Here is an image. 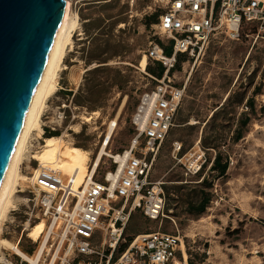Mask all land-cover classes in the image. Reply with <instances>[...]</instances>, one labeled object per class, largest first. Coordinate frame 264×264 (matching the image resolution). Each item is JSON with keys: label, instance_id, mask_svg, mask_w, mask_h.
Instances as JSON below:
<instances>
[{"label": "rangeland", "instance_id": "obj_1", "mask_svg": "<svg viewBox=\"0 0 264 264\" xmlns=\"http://www.w3.org/2000/svg\"><path fill=\"white\" fill-rule=\"evenodd\" d=\"M168 6L169 0H71L73 20L79 25L72 33L73 45L67 46L57 93L44 108L42 128L46 133L66 134L70 146L88 151L92 161L109 137L107 154L95 174L97 181H104L117 168L112 156L129 149L135 139L132 117L141 95L156 85L147 71L150 63L156 66L148 58L152 43L159 38L169 45L168 39L155 35L157 24L147 27V22L153 21L154 14L165 13ZM95 58L107 59L106 67L90 73L101 66L98 62L90 64ZM172 79L178 86L186 85V96L151 173L152 182L163 183L165 217L151 221L138 211L126 235L159 231L181 236L175 264H188L189 253L195 255L193 259L199 255L197 261L206 254L203 264H264V30L258 32L248 26L239 41L219 36L205 54L183 63ZM249 100L254 102L253 110L247 106ZM61 113H65L63 120ZM245 113L250 114L251 122L242 129ZM240 130L244 138L235 142ZM37 135L33 132L29 143L40 139ZM29 143L21 174L30 180L17 185L3 224L0 264H30L2 240L32 258L38 256L46 241L39 263L68 264L78 257L68 248L65 228L51 227V221L29 201V185L40 166ZM176 143L182 145L179 155ZM214 145L219 146L217 150ZM199 146L207 166L200 177L189 176L179 160ZM218 152L230 161L225 177L211 170ZM188 159L182 160L186 166L191 164ZM62 175L70 178L65 172ZM201 191L211 195V202L205 213L191 212L192 204L200 203ZM43 220L46 232L35 242L28 236L29 230ZM118 255L117 251L113 260ZM91 259L97 261L99 257Z\"/></svg>", "mask_w": 264, "mask_h": 264}, {"label": "built area", "instance_id": "obj_2", "mask_svg": "<svg viewBox=\"0 0 264 264\" xmlns=\"http://www.w3.org/2000/svg\"><path fill=\"white\" fill-rule=\"evenodd\" d=\"M160 19L155 35L173 43L174 53L168 56L158 43H152L148 58L161 63L166 72L162 79L153 77L156 85L140 97L132 117L135 139L129 149L117 155L128 154L122 172L119 173L121 163L112 156L117 168L104 181L94 177V181L76 189L72 178L66 180L59 170L40 165L29 185V201L39 214L51 221V227L63 225L66 230L68 248L78 257L68 264H175L181 236L155 231L130 241L126 235L138 211L151 221L165 217L163 183L152 182L151 173L175 126L187 89L173 82L171 72L180 55L197 58L219 36L239 41L251 25L263 31L264 0H169ZM64 117L65 113H61L62 120ZM45 134L44 131L37 143H29L33 153L42 151ZM181 149L182 145L176 143L177 155ZM187 156L190 166L182 163ZM179 162L187 175L196 176L206 163V155L199 146ZM121 246L126 250L113 260ZM94 256L99 259L93 261Z\"/></svg>", "mask_w": 264, "mask_h": 264}, {"label": "water", "instance_id": "obj_3", "mask_svg": "<svg viewBox=\"0 0 264 264\" xmlns=\"http://www.w3.org/2000/svg\"><path fill=\"white\" fill-rule=\"evenodd\" d=\"M67 0H0V189Z\"/></svg>", "mask_w": 264, "mask_h": 264}, {"label": "bare ground", "instance_id": "obj_4", "mask_svg": "<svg viewBox=\"0 0 264 264\" xmlns=\"http://www.w3.org/2000/svg\"><path fill=\"white\" fill-rule=\"evenodd\" d=\"M77 25H79V21L74 22L73 20L71 0H67L64 15L57 31L43 77L28 111L22 134L0 189V233H2L3 224L7 220L10 209L13 205L17 185H19L21 180H30L21 174V166L27 156L26 150L29 138L33 132H37V136L40 139L43 135V111L45 106H47L46 103L48 99L57 93V80L59 72L64 66L63 63L67 55V46L73 45L72 33ZM90 120L91 118H86L87 122ZM65 137H67L66 134L63 136L46 138L42 151L38 153L34 159L42 166H48L59 170L60 172L67 173L75 182L74 187L79 189L81 188L80 184H82L85 179L87 181L84 186L88 185L90 181H94L95 174L100 167L102 158L107 154L106 147L108 142L110 144V140L108 137L105 143L106 146H104L100 155L92 161L91 154L88 151L70 146V144L65 140ZM61 155H65V158H61ZM115 157L117 161L121 163L119 168V173H121L125 167L128 154L125 157L122 155L120 157ZM115 180H117V176H115ZM46 228L47 224L43 220L29 230L28 236L35 242H39L46 232ZM48 234L50 238V233ZM2 241L3 244L7 247L9 246V248H11L15 253L22 255L30 264H40V258L45 249L46 241L43 243L40 253L36 258L28 256L20 248L11 244L9 241Z\"/></svg>", "mask_w": 264, "mask_h": 264}, {"label": "trees", "instance_id": "obj_5", "mask_svg": "<svg viewBox=\"0 0 264 264\" xmlns=\"http://www.w3.org/2000/svg\"><path fill=\"white\" fill-rule=\"evenodd\" d=\"M163 14L160 13V12L154 14L153 15L154 16L153 21H148L147 22V27H150L153 24H158L160 22V17ZM155 42L158 43L165 50V53L168 56H172L173 55V53H174L173 43H169V45H166L159 38H156ZM109 47H110V44L107 45V49ZM187 60H188L187 55H180L179 59H178V64H177L176 68L171 72V75L174 72L181 70L182 64L185 63ZM94 62H98L101 66H98V67L94 68L93 70L89 71L90 73H98V72H101V71L105 70L106 66H104V65L107 63V59H97V58H95L92 61H90V64H92ZM155 64H156V66L152 67V65L150 63L147 66V71H148V73L151 76H153V77H155L157 79H162L164 77V75H165L166 69L159 62H155ZM228 101H231V97L228 99ZM243 102H244V100L240 101L239 103L242 104ZM77 103L79 105H82L83 101L80 98H78ZM253 103H254L253 100H249L248 105H247L248 108L253 110L254 109V104ZM250 122H251L250 114L249 113H245L244 114V119H243L242 124H241V128L242 129L246 128L249 125ZM46 136H47V138L57 137V136H60V133L59 132H47ZM243 138H244L243 131L240 130V132L238 133V136L235 139V142H240ZM218 147H219L218 145H214L212 148L217 150ZM206 166L207 165L205 163L203 165L202 169L199 171V173L196 176H193V177H200L203 174ZM229 168H230L229 159L225 160V157H224L223 153L218 152L216 157H215V159H214V161H213V165H212V168H211L212 172L218 173L219 177H225L227 175L228 171H229ZM203 183L204 184L207 183L206 178L203 180ZM199 199H200V203L199 204H197V205L195 203L192 204L191 212H195V213H198V214H203V213L206 212V210H207V208H208V206H209V204L211 202V195L209 193H207L206 191H201L200 194H199ZM134 237L135 236L129 237V240L130 241L133 240ZM125 250H126V246H121V248L118 251L119 255L114 260H116ZM189 255H190V258H189L188 264H203L206 261V259H207V255L206 254L202 255L201 258L199 259V261H197V258H199V255H197L196 259H193V257L195 256L194 254L189 253Z\"/></svg>", "mask_w": 264, "mask_h": 264}, {"label": "crops", "instance_id": "obj_6", "mask_svg": "<svg viewBox=\"0 0 264 264\" xmlns=\"http://www.w3.org/2000/svg\"><path fill=\"white\" fill-rule=\"evenodd\" d=\"M173 75V74H172Z\"/></svg>", "mask_w": 264, "mask_h": 264}]
</instances>
